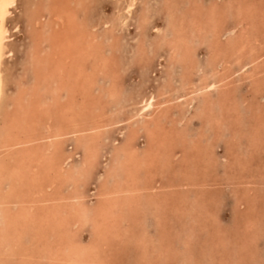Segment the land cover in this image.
<instances>
[{
	"label": "bare ground",
	"instance_id": "6f19581e",
	"mask_svg": "<svg viewBox=\"0 0 264 264\" xmlns=\"http://www.w3.org/2000/svg\"><path fill=\"white\" fill-rule=\"evenodd\" d=\"M140 1L132 60L143 71L165 53V70L162 83L158 76L151 89L142 85L132 94L122 80L127 65L118 56L123 37L117 33L139 0L118 2L112 17L99 21L90 17L91 0H27L26 53L17 77L8 59L23 24L15 16L17 0H0V264H113L110 249L117 246L114 251L128 258L131 243L139 249L133 264H171L169 212H185L196 223L212 217L210 228L221 233L215 195L208 205L196 199L191 210L180 211L176 201L189 187L204 185L195 172L206 177V166L218 163L213 150L223 126L230 131L241 122L249 93L246 109L264 111L255 99L264 91V0H159L165 22L152 26L151 39L146 30L153 8L150 0ZM201 48L207 49L203 65ZM244 83L247 92L240 89ZM194 119L200 126L190 132ZM263 127L264 119L250 130V146ZM231 134L227 156L235 146L236 131ZM252 208L243 226L222 230L218 243L200 250L202 258L221 264L211 253L222 243L218 253L231 248L236 257L230 264H259L251 250L261 224ZM192 226L183 223L174 233L184 235L175 239L182 251L174 264L196 260ZM247 252L251 263L244 260Z\"/></svg>",
	"mask_w": 264,
	"mask_h": 264
},
{
	"label": "rangeland",
	"instance_id": "374dc122",
	"mask_svg": "<svg viewBox=\"0 0 264 264\" xmlns=\"http://www.w3.org/2000/svg\"><path fill=\"white\" fill-rule=\"evenodd\" d=\"M27 0H17L16 2V8H15V16H16V19H19V21H21V25L23 24V27L22 29H20L21 31L20 32H17L15 33V35H13L12 37V45H13V48H14V56L13 58L11 59H8V62L11 65V71L12 73H14V77H17L20 73L22 72V64H23V60H24V57H25V53H26V50H25V46H26V43H27V40L25 39L26 37V33L24 32L25 30V27H26V23H25V18H24V4L26 3ZM94 1H96L94 3ZM122 0H91V16L92 18H96L97 21L101 20V19H106V18H109V17H112V13H113V6L115 7L116 5H119L118 2L120 3ZM124 1V0H123ZM158 1V3H157ZM22 3L20 5V3ZM100 3V4H99ZM140 3L141 1L139 0V2L136 3L135 7L133 8V11L131 12V15L130 17L128 18L126 24L127 25H124L122 27V29L120 31H118V35H121L123 37L122 41H123V49L122 51L118 52V56L120 55V58H122L123 62L126 63V68H125V72L124 74L122 75L123 76V81L125 82V91L127 92L129 90V92L127 93H132L134 94L135 92H138V90L140 91L141 88L143 87H146V89H151V84H153V82L155 81L154 79H157L158 76L160 78L157 79L160 83L163 82V76H162V72L165 70V62H164V57L166 56V54L164 53L162 58L159 59V61L157 60L152 62V64L150 65V68L148 69H145L143 71H140L138 66L134 65L135 63L133 62L132 58V52L136 46V43H137V40H138V37H137V31L135 29V20H136V17L138 15V11H139V8H140ZM93 4H95L93 6ZM207 4V2H206ZM209 4V2H208ZM20 5V6H19ZM97 5V6H96ZM100 5V6H99ZM104 5V6H103ZM149 5L150 7L153 8V11H152V18L150 20V24H149V27L147 28L146 30V34L148 36V38H153L155 36L156 33H154V29H152V26H160V27H163L164 26V22H165V17L164 15L162 14V11L160 10V4H159V0H150L149 1ZM18 6V7H17ZM96 6V7H95ZM22 9H21V8ZM95 9V10H94ZM182 9V8H181ZM93 10V11H92ZM100 11V12H99ZM18 15H17V13ZM94 15H93V13ZM96 12V13H95ZM21 13V14H20ZM100 13V14H99ZM154 13V14H153ZM20 15V16H19ZM23 15V16H22ZM101 15V16H100ZM136 15V16H135ZM134 16V17H133ZM160 16V17H159ZM100 17V18H99ZM155 18V19H154ZM158 18V19H157ZM160 18V19H159ZM93 19V20H94ZM135 19V20H134ZM132 21V23H131ZM154 22V23H153ZM229 22V20H228ZM153 23V24H152ZM156 23V24H155ZM131 24V25H130ZM160 24V25H159ZM151 29V30H150ZM132 30V31H131ZM149 31V32H148ZM120 32V33H119ZM123 32V34H122ZM126 32V33H125ZM134 32V33H133ZM151 33V34H150ZM17 35V36H16ZM23 35V36H22ZM20 36V37H18ZM127 37V38H126ZM137 37V39H136ZM261 38L264 37V35H261L260 36ZM21 40H20V39ZM263 41H264V38H262ZM16 40V41H15ZM129 41V42H127ZM136 41V42H135ZM21 42V43H20ZM25 42V43H24ZM20 43V44H19ZM132 45H131V44ZM134 43V44H133ZM25 44V45H24ZM22 45V46H20ZM19 46V47H18ZM22 47V49H21ZM17 50V51H16ZM25 50V51H24ZM132 52H131V51ZM20 51V52H19ZM203 51V52H202ZM18 52V53H17ZM20 54V55H19ZM130 54V55H129ZM17 57V58H16ZM198 62L201 63L202 65L206 62V59H207V49L205 48H201L199 53H198ZM19 58V59H18ZM126 60V61H125ZM201 60V61H200ZM128 61V63H127ZM17 64V65H16ZM161 64V65H160ZM19 65V67H18ZM157 66V67H156ZM20 68V69H19ZM137 68V69H136ZM160 68V69H158ZM16 69V71H15ZM137 70V71H136ZM17 72V73H16ZM138 73V75H137ZM17 74V75H16ZM151 75V76H150ZM139 76V77H138ZM237 77V76H236ZM128 78V79H127ZM143 78H144V82H143ZM153 78V79H152ZM127 79V80H126ZM147 80V81H146ZM154 80V81H153ZM142 82V83H141ZM133 83H136L133 84ZM132 85V86H131ZM143 85V87H142ZM146 85V86H145ZM130 86V87H129ZM134 86V88H133ZM248 86V87H247ZM12 87V85H11ZM127 87V88H126ZM129 88V89H128ZM130 88H133V89H130ZM128 89V90H127ZM240 89H242L241 91L243 92H247L249 89V85H247V83H244L243 86H240ZM244 89V90H243ZM137 90V91H136ZM134 91V92H133ZM239 94V93H238ZM250 95V93L248 94V96ZM247 98V103H245V105L242 106V115H241V122L237 123V126H232L231 127V130L230 131H226V129L224 128L223 126V130H224V133H223V136L221 138H218V142L216 144L217 147L214 148L213 150V153L216 155V157L218 158L217 161L218 163H213V164H210V165H214V166H209L208 167L206 166V170H205V173L207 174L206 177H204L203 173L202 172H195V176L194 179L196 182H199V181H202V183L204 182V185L199 187L198 186H193V187H189L188 190L186 191V196L187 197H183L182 199L178 198L179 200H181V202H178V199H177V203H179V207H182L180 209V211L185 208V210H191L192 208L196 207V199L197 201H200V200H204V202L206 200H208L210 198V196L212 195H215L216 196V202H218V205H217V212L215 214V216L217 217L218 219V222H214L216 224V227L219 229L218 231H221L220 232H215V231H212V229L210 228V222L212 221L210 217L209 220H201V218H198L199 220L196 221L193 219V216H185V212L184 214H176V215H172L171 212H169L170 217H172L171 219V223L168 222L166 228H168V231L169 233L171 234V243L173 242V245H175L174 249L172 250V258L168 259L169 260V263L171 264H174L175 262V259L176 257H179L180 255V252L182 250L179 251V248L180 245L178 244L179 242H177L176 240L179 239L181 237H183L184 235L183 234H180L178 237H176L174 235V233L177 232L176 229L180 230V228L182 227L183 223H187L188 226H192V229L193 231L195 232V234L197 235V239H192L191 242H195L196 245L192 246L191 248L194 250L193 251V259H196L193 263L194 264H198V262L200 264H206L208 262V264H220L218 263V261H213V262H210V261H207L204 259V257L202 258V252L200 250H202L206 245L208 244H216L218 243V240L220 237L223 236V232L222 230H225L226 232L228 230H233L235 227L238 229L239 227L243 226L244 225V220L245 218L248 216V213L251 212L250 208H252V204H255L253 205L254 206V209L252 208V210L254 212H256V214L254 213V215H256L257 217H259V224H261V228L260 230L257 232L258 235H257V239L255 241V244L253 243V247L256 245L257 247H254L252 248V254H255L256 257L258 256V260L257 262L259 264H264V143L262 144V141H264V127H263V131H259L260 136H256L257 139H255V137H251L253 139H251L252 141V144H254L252 147L249 145L247 139H249V132L250 130L257 124L260 123V120L262 121L264 119V111L262 110L261 113L259 111H255L254 109L250 110V109H246L247 106H249V103L251 101V95ZM257 97V98H256ZM255 97V99L260 103V104H264V91L260 94H258L257 96ZM263 97V98H262ZM263 101V102H262ZM259 112V113H258ZM199 122V121H198ZM197 120H192L187 126L188 127V130L190 132H193L194 130H197L196 128H198L200 126V123H198ZM249 129V130H248ZM234 131H236V135L234 138L236 139H233V141L235 142V146L232 144L231 147H233V150H232V155H228L229 156V159L228 156H227V153H226V145H225V141L228 139L227 137L230 136V134L232 133L234 135ZM113 132H115L114 130H112L110 132V134L112 135ZM243 135L241 136L240 134ZM226 134V136H225ZM231 134V135H232ZM249 134V135H248ZM119 136V135H118ZM225 136V137H224ZM245 139V140H244ZM220 140V142H219ZM222 141V142H221ZM247 141V142H246ZM258 141V143H257ZM241 142V143H239ZM256 142V144L254 143ZM219 144V145H218ZM244 144V146L242 145ZM262 146H259L261 145ZM237 145V146H236ZM239 145H242V146H239ZM246 145V147H245ZM239 146V147H238ZM239 149H238V148ZM245 147V149H243ZM256 147V149L254 148ZM263 147V149L261 148ZM189 148V146H188ZM248 150H247V149ZM261 148V151L263 150V152L261 153V151L259 150ZM237 149V150H236ZM220 150V151H219ZM237 151L236 154H234L233 151ZM240 151V152H239ZM248 151V153H247ZM256 153H254V152ZM217 152V153H216ZM251 152V153H250ZM259 152V153H258ZM246 153V154H245ZM254 153L255 157L253 156ZM248 154H249V157H248ZM252 154V155H251ZM259 156H258V155ZM247 155V156H246ZM253 156V157H252ZM223 157V158H222ZM233 159H232V158ZM237 157V158H236ZM261 157V158H260ZM105 158H103L104 160ZM251 159V160H250ZM256 159V160H255ZM260 162H259V160ZM230 160V161H229ZM220 161V163H219ZM222 161H224V163L227 165H225ZM235 161V162H234ZM257 161V163H256ZM104 162V161H103ZM102 162V163H103ZM227 162V163H226ZM228 162H229V166H230V169H228ZM233 162V163H232ZM248 162V163H247ZM253 162V163H252ZM105 163V162H104ZM222 163V165H220ZM238 163L236 166L235 164ZM247 163V165H246ZM262 163V164H261ZM255 164V165H253ZM257 164V165H256ZM259 164L261 166H259ZM239 165V166H238ZM263 165V166H262ZM222 166V167H221ZM249 166V167H248ZM232 167V168H231ZM254 167V168H253ZM263 167V168H262ZM101 171L100 172H103V167L101 166ZM214 168V169H213ZM219 168V169H218ZM226 168V169H225ZM239 168V170H237ZM210 169V170H209ZM243 169H245L243 171ZM248 169V170H247ZM212 170V172H211ZM227 170V171H226ZM229 170V171H228ZM232 170V171H231ZM233 170L236 171L235 173H233ZM241 170V171H240ZM216 171V172H215ZM231 171V172H230ZM240 171V173L238 172ZM246 171V172H245ZM210 172V173H209ZM222 172H224L222 174ZM243 172V173H241ZM245 172V174H244ZM213 173V174H212ZM198 174V175H197ZM216 174H218L216 176ZM230 174V175H229ZM231 174H234L233 176ZM238 174V175H237ZM244 174V175H243ZM215 175V177H214ZM226 175V176H225ZM238 177H236V176ZM241 175V176H240ZM243 175V176H242ZM261 175V177H259ZM203 176V178H202ZM223 176V177H221ZM230 176V177H229ZM235 176V177H234ZM201 177V178H200ZM227 177V178H226ZM245 177V178H244ZM197 178V179H196ZM199 178V179H198ZM213 178V179H212ZM224 178V179H223ZM235 180H234V179ZM205 179V180H204ZM237 179V180H236ZM245 179V180H244ZM248 179V180H247ZM258 179V180H256ZM198 180V181H197ZM216 180V181H215ZM233 180V181H232ZM239 180V181H238ZM232 181V182H231ZM244 181V182H242ZM214 182H216L214 184ZM229 184H227V183ZM255 182V183H254ZM244 183V184H243ZM198 184H201V183H198ZM259 184H263L262 186H260ZM94 186V185H93ZM92 186V187H93ZM91 187V188H92ZM213 187V188H212ZM247 187V188H246ZM195 188V189H194ZM229 188V189H228ZM211 189V190H210ZM222 189V190H221ZM225 189L228 191H225ZM254 190V191H253ZM257 192H256V191ZM263 190V191H262ZM223 193H222V192ZM237 191V192H235ZM253 191V192H252ZM188 192V193H187ZM225 192V193H224ZM191 193V194H190ZM196 193V194H195ZM255 193V194H254ZM192 194L194 197H192ZM203 194V195H202ZM233 194V195H231ZM191 195V196H190ZM176 196V194H175ZM178 196V195H177ZM176 196V197H177ZM201 196V197H200ZM219 196V197H218ZM242 196V197H241ZM263 196V197H262ZM192 197V198H191ZM222 197V198H221ZM229 197V198H228ZM233 197V198H232ZM246 197V198H245ZM255 197V198H254ZM220 198V199H219ZM248 198V199H247ZM206 199V200H205ZM228 199V200H227ZM242 199V200H241ZM253 199V200H252ZM263 199V200H262ZM186 200V201H185ZM194 200V201H193ZM212 200H215V199H211ZM254 202H252V201ZM257 200V201H255ZM193 203H192V202ZM209 201L208 200L207 202V205L209 204ZM226 201V203H225ZM230 201V202H229ZM245 201V202H244ZM260 203H259V202ZM202 202V201H201ZM215 202V201H214ZM236 202V203H235ZM262 202V203H261ZM191 203V204H190ZM225 203V204H224ZM245 207H244V205ZM248 203V204H247ZM258 203V204H257ZM204 204V203H203ZM214 204V203H213ZM232 204V206L230 205ZM235 206H234V205ZM240 204V205H239ZM249 204H251L249 206ZM212 205V204H210ZM226 205V206H225ZM222 206V207H221ZM249 207V210H248V207ZM260 207V210L258 207ZM226 207V208H225ZM238 207V208H237ZM257 207V208H256ZM263 207V208H262ZM190 208V209H189ZM247 209V210H246ZM256 210V211H255ZM241 211V212H240ZM246 211V212H245ZM259 211V212H258ZM261 211V212H260ZM233 214H232V213ZM248 212V213H247ZM250 214V213H249ZM184 215V216H183ZM233 215V216H231ZM221 218V219H220ZM231 218V219H230ZM176 220V221H175ZM194 220V221H193ZM222 220V221H221ZM185 221V222H184ZM193 222V223H192ZM213 222V221H212ZM223 222V223H222ZM225 222V224H224ZM190 223V224H189ZM206 223V225H209V227H204V224ZM218 223V224H217ZM228 223V224H227ZM232 223V224H231ZM176 224V225H175ZM182 224V225H181ZM197 224V225H196ZM203 225V226H201ZM147 226V230L149 231V233H154V230H153V226L151 224H149L147 222L146 224ZM200 226V227H199ZM212 227V226H211ZM204 229V231H203ZM209 229V230H208ZM151 230V231H150ZM201 230V232L199 231ZM238 232V230H235ZM234 231V232H235ZM197 232V233H196ZM89 231L86 230L85 232H83V238L84 239H87L89 238ZM204 233L206 234V236L204 235ZM173 234V235H172ZM204 236H203V235ZM238 234V233H237ZM237 234H235L234 237H237ZM212 235V237H211ZM177 238V239H176ZM210 238V239H209ZM176 239V240H175ZM199 239V240H198ZM207 239H209L208 241H206ZM235 239H238V238H235ZM189 241V240H187ZM213 241V242H212ZM217 241V242H216ZM240 241V240H239ZM175 242V243H174ZM199 242V243H198ZM216 242V243H214ZM220 242V241H219ZM222 244V243H221ZM221 244H219V246H216L214 245V247L216 246V248H214V250L212 251L211 254H214L217 256V259L216 260H219L218 257L221 256V259H222V263L221 264H230L231 261L233 260V258L236 259V257L234 256V254L232 255V251H231V248H225L227 252L223 251L221 253H218V250L217 248H220L221 247ZM125 245V244H124ZM132 243L131 244H128V252L129 254L127 255L128 258L126 257V253L125 254H122L123 252H119L116 253V251H114L117 246H113V249H110V257L111 259L109 261H113V264H133V260L134 258H136V255H137V250L139 249H136L138 246V244L135 246L136 248L135 249H132ZM178 245V247H177ZM252 245V244H251ZM119 246V245H118ZM131 246V248H129ZM235 246V245H234ZM177 247V248H176ZM186 247L188 249H190L189 245L187 244ZM120 248V247H119ZM233 248V247H232ZM121 249V248H120ZM181 249V247H180ZM258 249V250H257ZM113 250V251H112ZM175 251V252H174ZM198 251V252H197ZM217 251V252H216ZM230 251V252H229ZM255 251V252H254ZM136 252V254L134 253ZM228 252L230 253L228 255ZM173 253H177L176 255L173 254ZM227 253V254H226ZM197 254V255H196ZM225 254V255H224ZM252 254L251 252L248 253L245 255V258L244 260L245 261H248L250 262L251 259L253 261V258H252ZM198 255H201L198 257ZM263 257H262V256ZM224 256V257H223ZM226 256V257H225ZM133 257V259H132ZM201 260H199V259ZM220 258V257H219ZM231 260H230V259ZM263 258V259H262ZM161 259V258H160ZM248 259V260H247ZM204 260V261H203ZM172 261V262H171ZM197 261V262H196ZM201 261H203V263H201ZM207 261V262H206ZM122 262V263H120ZM251 263V262H250Z\"/></svg>",
	"mask_w": 264,
	"mask_h": 264
}]
</instances>
